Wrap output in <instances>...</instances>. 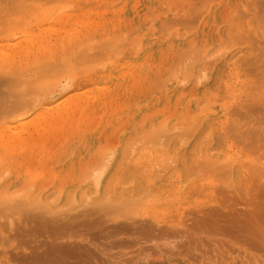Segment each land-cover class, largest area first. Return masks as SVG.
<instances>
[{"label":"rangeland","instance_id":"obj_1","mask_svg":"<svg viewBox=\"0 0 264 264\" xmlns=\"http://www.w3.org/2000/svg\"><path fill=\"white\" fill-rule=\"evenodd\" d=\"M17 1L20 2V0H17ZM27 1H29L28 3L32 2L31 4H35L36 2L35 6H39L40 4L39 7H41V5H43L44 3L46 5L43 8L41 7L42 9L39 10L42 12V15L40 16L39 14H41V12H39L37 15V18L39 16L40 17L36 20L34 19V23H32V24H36L39 26H44L48 24L49 20H46L45 17H48V15L50 14L52 10L55 9V13L58 14L72 7L70 6L71 4L70 5L68 4L67 7L70 6L68 8H63V9L58 8V4H59V7L62 5L65 7V4L63 3L67 4V0H60L62 1V4L60 1L58 2V0H37V1L36 0H33V1L23 0L21 1L22 3L21 2L20 3L22 5H23V2L26 3V5H28L26 7L29 8V6H32V5L27 4ZM73 1H74V4H76V8L86 7L88 9L90 8V6H92L91 8L92 11L87 10L83 14V19H79L78 20L79 24L77 23L75 25L76 27L72 29V31L74 30L81 31L80 37L82 40L80 38H77L79 41L76 39L78 43L75 42L77 43V45L79 44L78 45L79 47L80 46L84 47L85 44L90 45L91 43H93V46H95L96 42H99L102 39L105 41V39H107L110 36V33L118 32L119 36L122 37V35H120L121 34L120 31L124 32L125 28H127L126 30H128L126 31V34L124 33L125 37L129 35L130 33L131 35H134L138 31L141 32L143 29H150L151 27L154 28V25L156 26L158 31L161 28H162V31L164 30L162 35H168V32L165 33V31L168 29L166 25L168 24L167 21H169V19L171 20V18H174L175 22H177L175 23L173 19L174 25H172V27L175 30L179 31V34L181 35L180 38L182 40H180L181 42L180 41L176 42L177 40L174 39V43H172V45L170 46L165 44L166 40L164 39L160 40L161 39L160 38L159 40L155 41V42H158V41L160 42L159 44H157V46L154 45V47L156 48V51L153 53V55L150 54V56L146 57L145 62H144L145 64L143 67V69L145 67L146 69H144L143 71H139L138 68H135V67L131 68L130 76H133L134 79H132V81L131 80L127 81V83H125L126 85L124 86H119L116 92L113 91L114 95H112L111 100L105 99V100H99L97 102L96 98L98 97L95 96V93L91 91V89H93L95 86L94 84L95 83L98 84L99 81H89L85 83L84 86L82 87L83 94H79V96L81 95L83 96L84 93H85L84 97L85 96L88 97L89 95L88 98H90L89 100L90 105L88 106L87 109H84L82 107V104L80 102H77L79 98L77 99V97L75 98L73 96L75 92L71 91L73 88L71 84L74 82V75L73 76L69 75V78L71 79V81L69 80L70 86L64 90L63 95L60 96L59 99L52 102L51 105L47 106V108L51 109L52 107L60 104L65 108L67 107L68 111L66 112L65 116H62V119H60L61 121L57 125L50 124V125H47V127H43L44 129L47 128L46 130L47 133L45 135L48 137V140H47L48 142H46L44 149L40 147L39 150L37 149L36 152L34 151L35 152L33 153L34 156L31 154L30 156L31 161H34L35 164L33 165V162L31 163V161L29 160H28L29 162L26 163L27 168L24 166L25 164H21V165L17 164V169H16L17 176H16L15 181H11V183H6L5 180H2L0 182V186L3 184L2 186L4 188L2 187V189H0V192L5 191V190L10 191L13 193V194L11 193L12 194L11 196H13L14 194H16V191H15L16 185L20 183L21 185H25L26 188L28 189L26 191V189L24 188V191L22 192L21 196L23 194L30 195L31 193L35 192V193H38L36 195H38L39 197H48L55 192L57 193V191L59 190H60L59 191L60 194H65V195L68 191H69L68 193H71L73 190H75L74 191L75 194L76 192L81 193L80 191H82L84 187L82 186L83 185L82 182H80L81 179L83 180L81 175L84 176V173H86V171L93 164L95 165L96 162L100 160L101 158L100 156H102V154L108 152V150L114 149L113 151L116 152L120 148H129L130 145L131 146L134 145V148H137L138 144L136 143H139V142H135V141L137 140L141 141V139L139 138L140 135L142 137H144L143 135H147V131H150L151 130L150 128L154 127L152 126V124L154 123H156L158 125L157 127L161 130L160 133H163V132H168L167 129L170 127V124L175 125L176 123L177 124L183 123L185 119L188 120L187 117L189 118L193 114V110H192L193 103L192 102L191 104L188 102L185 103L184 99L181 98V96L178 93H177L178 95L177 94L175 95V93L172 92L171 86L172 84L177 82L176 72H178L180 68L182 69V67H185L186 65H188V63H190L189 56L194 55L193 54L194 52L192 53L193 51L192 49H189L190 51L189 50L187 51V49L185 50V48H188L189 45H193L191 47H194V46H198V43H199L200 45H202V47L205 46L204 53L206 55H210V53H212L214 50H218L217 53L221 50L222 51L224 50L223 53L221 51L222 55L218 54V57H219L218 59L221 58L220 60L223 61L222 65L223 64L238 65L239 67L237 68V71H241L239 73L240 76L247 78L248 81L246 82L247 83L249 82L251 85L253 82H255V78H258L260 80L264 79V71H262L264 70V66L261 65L264 63L260 62L261 60H264V54L262 53H261L262 55L260 54V52H264V49L258 51L257 50L258 48H257L254 52H252L254 57L253 59L252 58L251 59L252 61L255 59V62L257 66L259 67L255 68L252 62L249 64V66H248L249 62H247V64L246 63L244 64L245 61L243 62V60L246 58V57L245 58L243 57L244 55L249 56V57L251 56L247 54V51L249 53V49L251 51L252 49L250 47L252 46H254L253 47L254 49L255 48L254 42H256L254 41L252 42V44L247 43L249 42L248 41L249 37L247 36L250 35L247 32L248 29L252 28L251 29L253 30L252 36L258 39L257 40L258 45L257 44L256 45L258 47H261L262 45H264L262 44L261 41H260L261 44H259V40L264 39V31L260 30L261 28L264 29V25H262L264 24V2H261L264 0H254V1L253 0H235L236 3L234 5L235 7L233 9L232 14L230 13V11H228L229 9L227 8V6H226L227 9H224L225 6L219 9L221 11L218 10L217 12L218 15L217 14L214 15L213 21H211L212 23H210L207 29L204 27H203L204 29L199 28L201 21H203V17L201 16L202 11L199 12L200 8L201 9L203 8L201 7V5L202 6L204 5L202 4L203 2H201L202 0L201 1L193 0L194 2L190 0L192 1V3H194L192 4L190 2L191 9L192 7L195 9V5H197V3L200 4L199 5L200 8L197 7L199 10L196 8L197 11L199 12V13L197 12L198 14L197 18H196V11L195 12L192 11L193 13L186 12L187 14H172V15L167 14L161 19L155 18V17L151 19L152 16L150 18V15H151L150 12H152L153 6L147 2H142L135 6L137 10L133 8L134 12L126 13L125 17H123L120 20H114L119 15V14H115L116 13L115 9L120 4V0H84V1L83 0H73ZM3 3L5 4V2H2L1 6L4 5ZM165 4L167 7L169 6L167 5L165 0H163L160 4H158L159 10L160 9H162L163 11L167 10L168 8L165 6ZM8 8H7L8 14H11L9 13L10 9L8 10ZM37 8L38 7H36V9ZM95 8L98 9L97 13H95L96 11ZM235 8H237V10L239 9L241 12H239V10L238 11L236 10L235 12ZM242 9L244 11H242ZM3 10L5 9H2V11ZM48 11L50 12L48 13ZM4 12H6V10L3 11V13ZM244 12H248L249 16H247V13L245 14ZM0 13H1V10H0ZM241 13H244V14H241ZM56 14L53 13L52 15H56ZM239 15L242 18H244L242 20L244 24H242L241 22L240 24H242V26L239 25L243 27V29H240V32L244 33L245 31L244 33L245 35L248 33V35L246 36L247 39L244 38L245 36L241 38L242 36L240 35L241 36L240 38L242 39L240 40L243 42V40L245 39V42L237 44L235 41L234 43L233 40L231 39L232 40L231 43H233L231 44L230 42H228L227 39L229 38L230 34L234 33L233 32L234 29L233 30H230V29L234 28V26L235 28H238L239 20L237 18H236L237 20H235V16H238L240 19ZM187 16L189 18H187ZM42 17H44L43 20H42ZM232 17L234 18L235 22H237L233 27L230 26V23L231 24L233 23L232 22L233 19L231 20ZM83 20H85L86 22H84ZM116 23L117 24L119 23L118 24L119 29L118 27H116L117 26ZM170 23L172 24V20L170 21ZM171 24H169V26ZM163 25L165 26L163 27ZM90 26L93 28H91ZM64 27H67L69 29L71 28V26L66 25V24ZM69 29H66L65 31H63L62 34L64 36L66 35L67 37L71 35L72 31H70L71 29L70 30ZM199 29L201 31L197 32ZM169 30H172V29L169 28ZM237 31L235 33H237ZM200 33H201V36H200ZM51 34H52L51 38L49 39H51V42H52L54 40V34L53 33ZM156 35L157 34L155 33L153 36H151V39L156 40ZM197 36L199 37L195 38ZM97 37L99 39L101 37L102 38L101 40H98ZM204 37H208V39ZM121 39L124 40L123 37ZM193 39H195V42ZM103 40L102 42H104ZM132 40L133 39H130L131 42ZM236 41H237V37H236ZM182 42H183V45L181 44ZM218 42H222L219 44L222 45L221 47H224L221 50H219L220 48L218 49V46H219ZM226 42L228 44L230 43L229 45L231 46L230 47H228L229 45L225 46L227 44ZM43 43L46 44L48 42H43ZM60 43L61 42H59L58 44ZM71 43L66 41V43L60 44L59 45L60 47L58 46L59 48L58 50L60 52L57 51L59 53L58 54L56 53V57L52 56L51 58L57 62L59 59L58 58L59 56L61 59V61L59 59L60 63L62 62V60L66 62L65 59H68V57L70 58V54L72 56L73 53H77L76 51L77 49H74V47H72L71 45H68ZM168 43H170V41ZM49 44H50V41H49ZM123 46L124 45H122V47ZM64 47L69 48V49H67L65 52H62V49H64ZM126 47L127 48L125 50H129L132 48V45H129V46L127 45ZM183 49L185 50L184 52H183ZM95 51L99 52L100 50L97 51L96 49ZM130 51H132V49ZM186 51L189 53L191 52L192 54L190 55L189 53H187L189 55L187 56ZM67 52L69 56L66 54ZM238 52L241 54V56H238L240 55ZM184 53H185V56H187V57H184L185 61L181 60V58L183 59V57L181 56ZM252 53L250 52L249 54H252ZM255 53L259 54V56L256 57L257 54L255 55ZM113 55L116 56V54L114 53L111 56ZM235 55H237L238 57H241V61L238 58L240 62L235 59L237 58V57H234ZM65 56L67 58H65ZM255 57L260 58L261 60L257 59L256 61ZM51 58H49L50 61H51ZM62 58H65V59H62ZM213 58L214 56H211L210 59H213ZM232 58H234L233 61H231ZM27 60L28 59L20 60V61L17 60V64L15 63L16 65L13 67L14 71H15V68L17 69L19 68V71H20V68L24 69V66L25 67L28 66L29 62H27ZM29 60L31 61L32 59H29ZM53 60L50 63L54 62ZM32 61L35 64L34 60ZM96 61L97 62L95 63H92V64L90 63L91 65L88 67V69L85 68L87 69L85 71L92 72V73L96 71L97 72L96 74L102 72L103 68L101 67L103 63L106 62V59L101 58ZM100 61L102 62L100 63ZM65 62H62L64 64L61 63L62 66L60 65V63L58 64L59 66L58 65L55 66L56 64L54 65L56 67L54 68L55 70L58 67L57 72L55 71L56 73H58V71L60 72L61 70L65 72L67 71L69 67L67 65H66L67 67L64 66ZM259 62H260V65H259ZM182 64L184 66L180 67ZM177 66H179L180 68L178 69ZM243 66L245 69L243 68ZM247 66L251 68V71L250 70L248 71L246 69ZM36 67L33 65L31 66L32 68L31 70L30 69H27V70L32 71ZM241 69H244L245 73ZM242 72L244 73L245 76L247 75L248 77L243 76V74H241ZM26 73H23V74L20 73V74L23 76ZM103 75L104 73L102 74V76ZM142 76L144 77V80H142L143 79ZM119 79L122 80V78H119ZM251 79H253L252 80L253 82H251ZM258 79H256V81H258ZM63 81H64V78L60 80L61 83ZM112 81H114L113 78L112 79L110 78L107 80L106 83L109 84ZM248 85L246 86L245 84V89L247 90H245L244 87L240 89L238 93L239 96L231 104L233 109L241 106L238 108V110L241 109L238 112H244V109L242 107L245 106L246 103H247V106L252 103L250 100H248L249 99L248 95L251 92V89L249 88ZM244 91H245V94L243 95ZM246 91H248L249 93H247ZM259 92L260 93L262 92L261 88H259ZM260 93L258 94L255 93V94L259 95ZM259 96H261V94ZM259 96L258 97L256 96L257 100L259 99ZM194 97L196 96H193V98ZM232 108L229 109V112L233 111ZM136 110H138L139 114L144 112V114L145 115L147 114L146 116H148V120H146V122L143 124L141 123L142 126L141 124H139L140 122L137 123L138 124L137 126L130 125V122L133 120L131 115ZM235 110H237V108ZM235 110L233 111L234 113L236 112ZM254 110H256V111H253L254 113L252 112L251 114H249L252 116L255 114L256 116L255 117L253 116L254 118L246 115L248 118L243 117L244 118L243 120V118L242 117L240 118L239 116L238 120L240 123L244 124L243 128L247 126L251 128L254 126L253 129H256L255 127H258L257 128L258 130H261V129L264 130V104H259ZM33 111H32L33 113L31 112L29 114L30 117L36 115L39 111V108H36ZM40 113L41 112H39L38 114ZM148 113L150 114L148 115ZM231 115L233 117L235 116L234 118H237L236 117L237 115L233 113ZM247 120L249 121L247 122ZM146 127L149 128V130L147 129L145 131ZM177 129H172V132L173 130L176 131L174 132L176 133V136H177V133H179V129L181 128H177ZM222 131H223L222 129L216 130V132H220V133ZM142 132H144V134L139 135V133H142ZM35 133H34V138H37L39 133H36V134ZM262 134H264V132H262ZM261 136L262 137L255 138L256 146L248 142H244L245 144L244 146V145H241V143L243 144V142H241L240 144L239 143L237 144L236 142H233L232 139H228V143L233 142L232 144H235L236 148H239V150L243 153V155L247 156L245 159H246V163H248L247 165L248 167H246L245 173H242L241 175L243 176L241 177L240 175L238 177L239 179H236L234 184L230 183L229 179L226 181L225 179H219L217 176L213 174L214 172H212V170H209L210 171L209 172L202 168L201 163L203 162L202 164L206 165L208 161L201 159V156H200L202 155L201 152L197 156L196 154H198V152H195L196 151L195 149L202 150L203 147L204 148L206 147L205 144L203 146L199 145L198 141L196 140L197 144H193V146L190 145L188 148L175 149L176 154H178L180 157H187V156L189 157L187 150L190 151L189 154L191 156L195 152L196 157H194L193 155L192 156L194 157L193 160H191L192 159L191 157L190 160L192 161V163L189 164V167L188 165L185 166L184 164L182 165L180 164V166L178 165L179 167L177 166L179 169L178 168H175V170L172 169L173 171L171 172L170 176L166 178L160 184V189L157 191V194H154V195L152 194L151 197H149L150 199L149 202L143 204V206L140 205L138 207L139 210L142 208V211L138 210L136 212L131 213L132 214V215L130 214L131 217L129 213H125L124 211L123 212L125 214H123L122 212L123 215L120 214L121 211L119 212V214L105 213L104 215L102 214L104 212L102 213L97 212L98 210L96 209L90 211L92 213L89 215L88 214L89 211L87 212V214H85V212H83V210L80 209V207H78V210H79L78 213L80 215L77 213H74L78 211L76 208L70 210L68 213L73 212L74 214L71 213L72 215L71 216L72 218H70L71 220L67 218L69 221H71L70 225H68L69 226L68 229L66 228L67 231L65 230L64 233L60 232L56 235L54 232L53 234L50 231H48L49 233L45 232V230L44 231L41 230L42 228L41 229L39 228L41 232H39V230L37 229L36 230L32 229L28 231V228L30 225L28 226L26 223L30 221L28 218L32 217V214L30 212H33V214L36 212L33 209L30 210V212H28L29 215H31V217H28L29 215L28 216L22 215L24 213L23 211L26 212V210L24 209H22L23 211L21 210L23 213H21L20 210L18 211L16 209V214H12V213H15L14 209L12 212V209L9 210L6 207L2 208L4 212L1 209L0 217L4 215L12 214L11 219H13L12 221H14L15 224L14 223L12 225L10 224L12 226L11 227L12 229H10L9 225H7L8 222H5V219L0 220V224H1L0 225V264H11V262L12 264L14 263L16 264L17 262H19V264H25L26 260H29L28 258L31 257L32 255L34 256L42 255L44 254L43 251L44 252L46 251L45 253L48 252L50 255L51 254L56 255V252H59L62 249L61 246H63V250H64L65 248L71 249L72 248L70 247L71 245H73V248L74 247L79 248V246H81L79 249H81L82 252H83V249L84 251H86V253L88 252L89 254L87 253L88 255L86 257H85L86 254L84 255V257H80L79 255L78 256L80 258H88L90 260V262L88 261L90 264H93V263L94 264H264V243L261 242L262 239H264V232H262V235L259 234L261 235L262 239L258 238L260 239V241H258L255 233H252V229H249L248 228L249 226L247 225L248 227H246L245 225L249 221L251 223L252 220L255 222L256 221L260 222V220H262L261 222L262 224H264V219H262L264 218V164H260V163H264V158H261V157H264V135H261ZM178 137H179V134H178ZM178 137H175V135L173 134V138H175L174 142H177L179 140ZM193 138L194 137H191L190 140L188 141H191ZM218 139H215V141H218ZM257 139L260 140L259 143ZM246 144L247 145L249 144L250 146L249 145L247 146ZM146 146H147L146 144L141 145V147L138 146L139 149H137V153L145 152L144 148ZM191 148H193V152L191 151ZM224 148L225 147H223L222 149ZM215 153H220V150L216 151ZM12 154L13 155L11 156L12 157L11 162H15L16 160L24 158L26 156L25 153L21 150L19 151L15 150ZM195 158H198V159L195 160ZM5 162L6 161H4V156L0 154V168L4 165ZM29 165H33V166H29ZM152 167L153 165H151V168ZM260 167L262 168L258 170V168ZM188 169L190 170L194 169V173H197V174L193 173L191 178L185 177L187 174L186 170L188 171ZM254 169L256 170L255 171L256 173L254 172ZM35 175L36 177H34ZM33 179L35 180L34 181L35 184H32ZM76 179L78 180L80 179L78 183H77L78 180ZM254 179L255 181H253ZM238 181H241V183L239 184ZM26 184H29L28 185L29 188L27 187ZM30 184H32L33 186L31 185L32 186L31 187ZM191 188L193 189V191L191 190ZM54 201H52V204H51V207H54V208H51V209H55V207H58V206L60 207L61 205L65 203L64 197L56 198ZM54 205H58V206H54ZM40 210L41 208L40 209L38 208L37 211H40ZM73 210H76V211H73ZM81 211L84 213V215L83 214L81 215L80 213ZM248 211L250 212L248 213ZM56 214H58V217L65 216L64 214H63L64 216L59 215L61 214V212L56 213ZM25 216L27 217L26 223H25ZM128 216L132 218L133 220L135 218L134 223H136V221L137 222L140 221V219L141 221L146 219L145 220L146 225H145V222L143 221L142 222L140 221L138 223L139 225L142 223V226L144 228L145 226L151 224V229H149V231L150 230L151 231L144 233L145 230H143L144 232L141 231L142 226L138 227L137 223L135 224L136 227H133L131 229L123 230L120 232L114 231V226L123 224L120 222L121 220L122 222H125V223H127L126 221H128V223H130V221H133L132 219H129ZM127 217L129 220H127ZM248 218H251V220H249ZM59 219H62V218H59ZM245 220L247 222H245ZM78 222H80L81 224ZM148 222L150 224H148ZM242 222L244 225L242 224ZM259 222L258 223L256 222V223L260 225L261 223ZM24 223L27 226H22L24 225ZM75 223H77L78 225L75 226ZM18 224H21V225L19 226ZM257 224H255V226L252 227L253 230L255 229ZM240 225H241V228H240ZM24 227L26 228L24 229ZM147 227H150V226H147ZM260 227L264 228V226L262 225H260ZM15 228L16 229L18 228V229L16 230ZM257 228H259V226ZM262 230H259V231H262ZM24 231L26 232L24 233ZM244 232L247 234H245ZM254 232L256 231L254 230ZM49 241L50 242L53 241V242L50 243ZM259 242L260 244H262V246L259 244ZM73 243H76L77 247ZM69 244L70 246L67 247V245ZM53 246L56 247V249ZM48 249H50L51 252H49ZM63 250H61L62 253H63ZM65 250L63 254L59 252L58 255H63L65 258L68 257V260H71V262L75 261L76 259L75 255L74 256L71 255L74 253L67 254ZM81 251H78V252L81 253Z\"/></svg>","mask_w":264,"mask_h":264},{"label":"bare ground","instance_id":"obj_2","mask_svg":"<svg viewBox=\"0 0 264 264\" xmlns=\"http://www.w3.org/2000/svg\"><path fill=\"white\" fill-rule=\"evenodd\" d=\"M9 1H10V3H9ZM21 1H23V0H20V2ZM59 1L60 0H58V2ZM162 1L163 0H120V4L115 9L116 10L115 14H119V15L114 20H120L123 17H125L126 13L134 12L133 10L136 9L135 6L142 3V2H147L153 6V10H152V12H150V14H151L150 18L152 16L151 19H153L154 17L161 19L162 17H164L167 14H170V15H172V14H187L186 12H192V11L193 12L196 11V18L198 16L197 9L200 8V6H199L200 4L197 3V5H195V9L193 7L191 9L190 8L191 7L190 2L192 3L193 0L192 1H190V0H165L167 5H169L167 7L165 4V6L168 8L165 11H163L162 9L159 10V7H158V4H160ZM2 2H5V4L4 3L3 4L6 7L4 5L1 6ZM20 2H18L17 0H14V1L13 0H0V8H1L0 9L1 10V13H0V154L4 156V161H6L4 163V165L0 168V182L2 180H5L6 183H11V181H15L16 176H17L16 175L17 164H20V165L25 164L24 166L27 168L26 163L31 161V157H30L31 154L33 155V153H35L37 149L39 150L40 147L43 149L45 148L46 142H48L47 141L48 137L45 135L47 133L46 132L47 128L44 129L43 127H47V125H50V124L57 125L61 121L60 119H62V116H65L66 112L68 111L67 107L65 108L60 104H58L52 108L50 107L51 109L47 108V106L51 105L52 102L59 99V97L63 95L64 90L70 86L71 79L69 78V75L70 76L74 75V82L71 84V86H73L71 91L75 92V94L73 96L75 98L77 97V99L79 98V100H77V102H80L82 104V107L84 109H87L88 106L90 105V101H89L90 98H88L89 95H88V97H86V96L84 97V95H85V93H84L83 96L82 95L79 96V94H83L82 87L84 86L85 83H87L89 81H99L98 84H96V83L94 84L95 86L93 89L90 88L91 91H93L95 93V96L98 97V98H96L97 99L96 101L98 102L99 100H105V99L111 100L112 95H114L113 91L116 92V90L119 86H124V85H126L125 83H127V81H129V80L132 81V79H134L133 76H130V69L131 68H134V67L138 68L139 71H143L144 69H146V67L143 69L146 57L150 56V54L153 55V53L156 51V48L154 47V45L157 46V44H159V42H160V41H158V42H155V41H157L161 38L160 40H162V39L166 40L165 44L170 46V45H172V43H174V39L177 40L176 42H179L180 40H182L180 38L181 35L179 34V31L175 30L172 27V25H174L173 23L175 22V19L171 18L172 24L170 23L171 20L169 19V21H167L168 26L166 25V27H168V29L165 31V33L168 32V35H162L164 30L162 31V28H161L158 31L156 26L154 25V28L151 27L150 29H143V30L140 28L142 30L141 32L138 31L134 35H131V33H130L129 35H127L125 37L124 33L126 34V31H128V30H126L127 28H125L124 32L120 31V33H121L120 35H122L124 40L121 39L122 37L119 36L118 32H115V33H110V36L107 39H105V41L102 39L104 42H102V40H101L102 37L100 39L97 37L98 40H101V41H99V42L94 41V42H96L95 46H93V43L90 42L91 43L90 45L85 44L84 47L80 46L81 47L80 48L78 46L79 44L77 45V43L79 41L77 38L81 39V37H80L81 31H76V30L72 31V29L76 27L75 25L78 23L79 19H83V14L87 10L92 11V9H91L92 6H90V8H88V9L86 7L85 8H83V7H77L76 8V4H74L73 0H67V4L63 3V4H65V7L63 5L59 7V4H58V8L63 9V8H68V7L72 6V7H70V9H66L65 11H62L58 14L55 13V9L52 10L51 12L48 11V13L50 12V14L48 15V17H45L46 20H49L48 24L44 25V26H39V25L32 24V23H34V19L36 20L42 15V12L39 10H41L44 6H46L45 3L43 5H41V7H42L41 8V7H39L40 4H39V6H35L36 2H35V4H31L32 2L28 3L29 1H27V4L32 5V6H29V8H28V7H26L28 5H26V3H24L26 1L23 2V5L21 4L22 2L21 3ZM60 2L62 4V1H60ZM201 2H203L202 4H204L203 6L201 5V7H203V8L202 9L200 8V10L199 9L198 10H199V12L202 11L201 16L203 17V21H201V23L199 25V28H202V29H204V28L207 29L209 27L210 23H212L211 21H213L214 15L217 14L218 10L223 8L224 6H225L224 9L228 8L229 9L228 11H230V13L232 14L233 9L235 7L234 5L236 3L235 0H202ZM261 2H264V1H261ZM68 4L69 5L71 4V5L67 7ZM192 4H194V3H192ZM226 6H227V8H226ZM36 7L40 8V9H38V8L36 9ZM7 8H8V10L10 9L9 13H11V14H8ZM58 8H57V10H58ZM2 9H5L6 12L3 13V11H5V10L2 11ZM95 10H94L95 13H97L98 9L95 8ZM236 10H237V8H235V12H236ZM104 11H105V9H104ZM219 11H221V10H219ZM242 11H244V10L242 9ZM39 12H41V14H39L40 16L37 18V15ZM239 12H241V11L239 10ZM254 12H255V10H254ZM53 13L56 15H52ZM135 13H136V11H135ZM244 13L245 14L247 13V16H249L248 12H244ZM244 13H241V14H244ZM99 15H101V14H99ZM86 17H88V16H86ZM243 17H244V15H243ZM252 17H254V16H252ZM43 18L44 17H42V20H43ZM187 18H189V17L187 16ZM224 18H225V16H224ZM236 18L239 20L238 21L239 22V24H238L239 30H238V28H235V26H234L237 23V22H235V20H237ZM111 19H113V18H111ZM173 19H174V22H173ZM243 19L244 18H242L241 16H240V19L238 16H235V20L233 17L231 18L233 23L232 24L230 23V26H232V27L234 26V28L230 27V28H232L230 30L234 29L235 31L233 30L234 33L231 32L232 33V34H230L231 36L229 35V38L227 39L228 42L231 43L233 40V42L235 41L237 44H240V43H244L245 39H247V37H249V40H248L249 42H247V43L252 44V42L256 41V42H254L255 48L253 49L254 46L250 47L252 50L250 51V49H249V53L254 52L257 48H258L257 49L258 51L264 49V45H262L261 47L257 46L258 45L257 44L258 39L252 36V33H253V30H251L252 28L247 30V32L250 35H248V33L245 35L244 34L245 31H244V33L242 32L243 34L240 32V29H243V27H241L242 24H244V22H242ZM83 21L86 22L85 20H83ZM187 21H188V19H187ZM39 22H41V21H39ZM241 22H242V24H240ZM175 23H177V22H175ZM65 24L71 26V28H70L71 30L67 27H64ZM118 24L116 27H118ZM169 24H171V25L169 26ZM239 25H241V26H239ZM262 25H264V24H262ZM164 26L165 25H163V27ZM112 27H114V26H112ZM91 28H93V27H91ZM169 28L172 30H169ZM66 29H69L70 31H72L71 35H69L68 37L66 35L64 36L62 34L63 31H65ZM77 29H79V28H77ZM118 29H119V27H118ZM249 30H250V32L251 31L252 32L250 33ZM260 30L264 31V29H262V28ZM199 31H201V30L199 29L197 32H199ZM236 31H237V33H235ZM122 32H123V34H122ZM180 32H182V31H180ZM51 33L54 34V40L52 42H51V39H49V38H51V35H52ZM155 33L157 34L156 40H153V39H151V36H153ZM200 36H201V33H200ZM206 36H208V35H206ZM243 36H245L244 37L245 39L242 42L241 38H243ZM198 37L199 36H197L195 38H198ZM236 37H237V41L239 43L236 41ZM4 38H6V39H4ZM191 38H192V36H191ZM204 38L208 39V37H204ZM250 38H251V40H250ZM130 39H133L134 41L132 40V42H131ZM193 40L195 42V39H193ZM229 40H231V41H229ZM262 40H264V39H262ZM262 40H259V44H261V42H262V44H264V41H262ZM49 41H50V44H49ZM66 41H68L69 43H71V42L73 43V44L71 43L68 45H71L72 47H74V49H77L76 50L77 53L72 52L73 55L71 56V54H70V58L68 57V59H65V58H67L66 56H65V58H62V59L66 60V62L62 60V62H65L64 66L67 65L69 68L67 69L66 72L61 70L62 71V72L60 71L61 73L59 71H58V73H56L58 70V67L56 70L54 68H56L55 66H57L60 63L61 59L58 56L60 61L58 59L59 62L58 61L56 62L51 57L52 56L56 57V53L58 54L60 52L58 50L59 49L58 46L60 44L66 43ZM169 41H170V43H168ZM43 42H48V43L45 44ZM59 42H61V43L58 44ZM75 42H77V43H75ZM133 43H134V45H133ZM219 43H222V42H218V45H219L218 49L220 48L219 50H221L224 47H221L222 45H220ZM121 44L124 46L122 47ZM181 44L183 45V42ZM203 44H204V42H203ZM229 44L227 43L225 46H227ZM231 44H233V43H231ZM127 45L128 46L132 45V48H131L132 51H130L131 49L125 50L127 48L126 47ZM100 46H102V47H100ZM118 46H120V47H118ZM191 46H193V45H189L188 48H185V50L187 49V51H188L189 49H192L193 50L192 53L194 52L193 53L194 55L189 56L187 54L189 52L186 51L187 56H189V58H190L189 59L190 63H188V65H186L185 67H182V66H184L182 64L180 66V67H182V69L179 66H177L178 69L180 68V70L179 71L177 70L178 72H176L177 82L175 81L176 83L172 84V86H171L172 92L175 93V95L178 93L181 96V98L184 99L185 103L186 102H188L190 104H191V102L193 103L192 104L193 114H192V116L190 115L191 117H189V118L186 116L188 120L185 119V121L183 123H179V124L176 123L175 125L170 124V127L167 129L168 132L160 133L161 130L157 127L158 125L156 123H154V124H152V126H154V127L150 128L151 129L150 131H147V135H143L144 132L139 133V135L142 134L144 137H142L140 135L139 138L141 139V141H138V140L135 141V142H139L136 144H138V146H140V147H141V145H145V144L148 146V147L146 146L144 148L145 152H143V153H137V149H139V148H138V146H137V148H134V145H132V146L130 145L129 148H120L116 152L113 151L114 149L108 150V152L105 151L106 153H104V154H102V156H100L101 157L100 160H98V162H96L95 165L94 164L92 166L89 165L91 167L86 171V173H84V176L81 175L83 180L79 177L81 179V180L79 179L80 182H82V184H83L82 186H84L82 191H80L81 193L76 192V194H75V192H74L75 190H73L71 193H68L69 192L68 191L69 189H68V190H66V191H68L66 193V195L60 194V192H59L60 190H59V191H57V193L55 192L48 197H39L38 195H36L38 193H35V192L31 193L30 195H27V194L24 195L23 194L24 196L23 195L21 196L22 192L24 191V188L26 189V191L28 189L26 188L25 185H21L20 183H18L15 187L16 188L15 189L16 194H14L13 196H11L13 193L10 191L5 190V191L0 192V211L2 208L6 207L9 210L12 209V212L14 209L15 213H12V214H16V209H17L18 211L20 210L21 213L24 212L22 215L28 216L29 215L28 212H30V210L33 209L34 211H36L38 213L35 212L36 214L34 213L35 214L34 215L33 212H30L32 214V217H31V215L28 216V217H31V218H28L30 220V221L28 220L29 221L28 223H26L27 217L25 216V223L28 226L30 225L29 228L27 227L28 231L32 230V229H34V230L37 229V230H39V232H41V230H43V231L45 230V232L50 231V232H52V234L54 232L56 235L60 232L64 233L66 228L68 229V227H69L68 225H70V223H71V221H69V220H71L70 218H72L71 213H73V212H70V213H68V212L72 209H75V208L78 210V207H80V209H82L83 212H85V214H87V212L89 211V213H88L89 215L92 213L90 211H92L94 209L98 210L97 212H101V213L104 212V213H102L104 215H105V213H107V214H110V213L111 214L112 213L119 214L120 211H121L120 214H122V212L124 211L125 213H129V215H130L131 213L138 211L139 210L138 207L140 205L143 206V204L149 202V200H150L149 197H151L152 194L153 195L157 194V191L160 189V184L166 178H168L170 176L171 172L173 170H175V168H178L180 166V164L181 165L184 164L185 166L188 165V167H189V164L192 163L191 160H193V158L196 157L195 152H198V154H196L197 156L201 152L202 153V155H200L201 159L208 161V163L206 165L202 164L203 162L202 163L200 162L203 169H205L206 171L212 170V172H214L213 174L215 176H217L219 179H225V181L229 179L230 183L234 184L235 180L239 179L238 177L242 173H245V169H246V167H248L247 166L248 163H246V159H245L247 156L243 155V153L239 150V148H236V145L232 144V143L236 142L237 144L238 143L240 144L241 142H243V144L241 143V145L245 146L244 142H248V143L256 146L255 145V138L256 137H262L261 135H264V134H262V132H264V130H262V129L258 130L257 129L258 127H255L256 129H253L254 126L251 128L248 126L243 128L244 124L240 123L238 120L239 116H240V118L241 117L242 118L247 117L246 115L251 116V117H253V116L255 117L256 116L255 114L253 116L249 115V114H251L253 111H256L254 109L259 104H264V85H262V84H264V79L260 80L258 78H255V82H253L252 81L253 79H251V82H253L251 85L249 82L248 83L246 82V81H248L247 78L240 76L239 73L241 71H237V68L239 67L238 65H234V64H228V65L223 64L222 65L223 61L220 60L221 58L218 59L219 58L218 54L222 55L224 50L223 51L221 50L222 53H221V51H219L217 53L218 50H214L212 53H210V55H206L204 53V51H205L204 47L205 46L202 47V45H200L199 43H198V46H194V47H191ZM230 46L231 45H229L228 47H230ZM248 46H249V44H248ZM158 47H159V45H158ZM94 48H95V50L97 49V51H99V50L100 51L96 52L94 50ZM67 49H69V48L64 47V49H62V52H65ZM236 49H238V48H236ZM78 50H79V52H78ZM185 50L183 49V52ZM211 50H210V52H211ZM57 51H59V52H57ZM76 51H74V52H76ZM62 52H61V54H62ZM113 53L116 54V56H114V55L111 56ZM192 53L190 52L189 54L191 55ZM249 53L247 51V54L251 55L250 57L246 56V55L243 56L244 58L246 57L245 58L246 60L245 59L243 60V62L245 61L244 64L245 63L247 64V62H249L248 63V66H249V64L252 62L254 64L253 66H255V68L259 67L256 64L255 59L252 61V59L254 57L253 53L252 54H249ZM261 53L264 54V52H260V54ZM66 54L68 55V52ZM256 54L257 53H255V55ZM229 55H230V53H229ZM62 56H63V54H62ZM187 56H185V53H184L181 56V57H183V59L181 57L180 58H181V60L185 61L184 57H187ZM211 56H214V58L210 59ZM238 56H241V54ZM238 56L235 55L234 57H237V58H235L236 60H238V58H239L241 61V57H238ZM257 56H259V54H257L256 57ZM243 57H242V59H243ZM49 58H51V61L53 60L56 63H54V62L50 63L51 61ZM101 58L106 59V62L103 63L102 67L100 66L101 68H103L102 72L96 74L97 73L96 71L94 73L85 71L88 69V67L92 63L97 62L96 60L101 59ZM26 59H28L27 62H29V63H28V66H26V67L24 66L25 70L20 68V71H19V68L18 69L15 68V71H14L13 67L17 64V60L20 61V60H26ZM29 59L34 60L35 64L33 63L32 60L30 61ZM233 59L234 58H232L231 61H233ZM257 59L261 60L260 58H256V61H257ZM262 61H264V60H261L260 62L264 63ZM101 62L102 61H100V63ZM260 62H259V65H260ZM61 63H60V65L62 66V64H64V63H62V64ZM12 64H14V65H12ZM29 64L30 65L32 64L31 66L34 65L35 67L36 66H38V67H36L32 71H29L27 69H30V70L32 69ZM41 64H43V65H41ZM261 65L264 66V64H261ZM248 66L246 67V69L248 71L249 70L251 71V68ZM85 68H87V69H85ZM243 68H244V66H243ZM16 69H17V71H16ZM244 69H241V70L244 71ZM252 71H253V69H252ZM262 71H264V70H262ZM26 72H28V73H26ZM20 73H22V74L26 73L25 74L26 76L25 75L22 76ZM103 73H104V75L102 76ZM131 73H133V72H131ZM244 73H245V71H244ZM244 73L242 72L241 74H243V76H245ZM16 74H17V76H16ZM171 74H172V72H171ZM245 77H248V76L246 75ZM29 78H30V80H29ZM63 78H64V81L61 83L60 80ZM110 78L111 79L113 78L114 81L107 84L106 82ZM119 78H122L123 82ZM142 78H143L142 80H144L143 76H142ZM256 79H258V81H256ZM26 81H27V83H26ZM26 84H28V85H26ZM245 84H246V86L249 84L248 86L251 89L252 93L249 90L248 91L250 93L248 91H246V92L249 93V95H248L249 99L248 100H250L252 103L247 106V103L245 101L246 105L244 104L245 106L242 107L244 109V112H238L241 110V109L238 110V108L241 106L236 107L237 110H235L236 108L234 107L235 109H233L231 104L239 96L238 93H239L240 89L242 87H244V89H245ZM156 86H158V85H156ZM12 87H13V89H12ZM14 87H16V88H14ZM157 88H159V87H157ZM259 88H261V90H262L261 93L259 92ZM17 90H19V91H17ZM245 90H247V89H245ZM255 93H257V94L260 93L262 97L259 96L260 94L257 95ZM244 94H245V91H244L243 95ZM193 96H196V97L193 98ZM256 96L257 97L259 96L260 100L259 99L257 100ZM85 98H87V99H85ZM192 98H193V100H192ZM243 101H244V99H243ZM105 102H107V101H105ZM256 104H257V106H256ZM260 107H261V105H260ZM36 108H39L38 113L39 112H41V113L40 114L37 113L36 115L30 117L29 114ZM182 108H184V107H182ZM230 108H232L233 111L235 110L236 112L234 113L232 110H231L232 112H229ZM151 113H153V112H151ZM232 113L237 115L236 116L237 118H234L235 116L233 117L231 115ZM149 114L150 113H148V115ZM146 115L144 114V112L139 114L138 110L134 111L131 115L133 120L130 122V125L131 126H137L138 125L137 123H139V122H140L139 124L145 123L146 120H148V116H146ZM26 116H28V117H26ZM258 117H259V115H258ZM243 120H244V118H243ZM249 120H247V122ZM142 124H141V126H142ZM177 128H181V129H179V133H177V136H176V133H174L176 131L173 130V132H172V129H177ZM147 129L149 130V128L146 127L145 131ZM220 129L223 130L221 133L216 132V130H220ZM143 131H144V129H143ZM35 132L39 133L37 138H34ZM173 134L175 135V137H178V134H179V137H178L179 140L177 142H174L175 138H173ZM141 137L144 139H142ZM191 137H194V138L191 141H188V140H190ZM215 139H218V141H215ZM228 139H232L233 142L228 143ZM196 140L198 141L199 145L203 146L205 144L206 147L205 148L203 147L202 150L201 149H199V150L195 149L196 151L193 154L194 157H192L193 155L191 156L189 154L190 151H188V150H187V153H188L189 157L188 156L187 157H180L178 154H176L175 149L188 148L190 145L193 146V144H197ZM260 140H261V138H260ZM260 140H258V143L260 142ZM212 145H214V146H212ZM223 147H225V148L222 149ZM193 148H191L192 152H193ZM15 150L23 151L26 156L24 158L16 160L15 162H11V158H12L11 156L13 155L12 153ZM218 150H220V153H215ZM191 157H192V159H191ZM261 158H264V157H261ZM197 159L198 158H195V160H197ZM32 160H34V159H32ZM32 162L34 165L35 164L34 161H31V163ZM256 162H258V161H256ZM260 164H264V163H260ZM33 165H29V166H33ZM151 165H153L152 168H151ZM190 168H191V166H190ZM261 168L262 167L258 168V170H260ZM255 171L256 170L254 169V172ZM82 172H84V171H82ZM186 173L187 174L185 177L191 178L193 173H194V169L193 170L188 169V171L186 170ZM194 174H197V173H194ZM242 176L243 175H241V177ZM34 177H36V175ZM76 180H78V179H76ZM79 180L77 181V183L79 182ZM34 181L35 180L33 179L32 184H35ZM242 181H244V180H242ZM253 181H255V179ZM238 183L240 184L241 181H238ZM243 183H245V182H243ZM32 184H30V186ZM221 184H223V183H221ZM236 184H237V182H236ZM2 185L0 186V189H2V187H3ZM26 185L29 188V186H28L29 184H26ZM76 188H74V189H76ZM11 189H13V188H11ZM191 190L193 191L192 188H191ZM11 191H13V190H11ZM59 197H64L65 203L63 202L64 204L61 205L60 207L58 205H54V206H58V207H55V209H51V208H54V207H51L52 201H54L56 198H59ZM30 204H32V205H30ZM61 204H62V202H61ZM66 206H67V208H66ZM38 208L39 209L41 208V210L37 211ZM22 209L26 210V212L23 211ZM134 209H135V211H134ZM2 211H3V209H2ZM73 211H76V210H73ZM139 211H142V208ZM59 212H61V214H59V215H63V214L65 215V216L63 215L65 217V219L62 216L58 217V214H56V213H59ZM78 212H79V210L77 212H74V213L79 214ZM83 212L82 211L80 212L81 215L82 214L84 215ZM124 212H123V214H125ZM249 212L250 211H248V213ZM11 215H4V216L0 217L1 218L0 220L5 219V222H8L7 225H9L10 229H12L11 225L14 223V221H12L13 219H11ZM22 215H21V217H22ZM126 215H128V214H126ZM131 215H130V217H131ZM113 216H115V215H113ZM128 217H127V220L132 219L130 217L128 219ZM12 218H13V216H12ZM23 218H24V216H23ZM59 218H62V219H59ZM74 218H76V217H74ZM248 219L251 220V218H248ZM262 219H264V218H262ZM134 220H135V218H134ZM134 220L130 221V223H128V221H126L127 223H125V222H122V220H121L120 222L123 224H119V225L114 226V231L120 232L123 230L131 229L133 227H136L135 226L136 223L138 224V227L142 226V223L140 225L138 223L141 221V219L138 222L136 221V223H134ZM145 220H142V221L145 222ZM258 220H260V219H258ZM261 221L262 220H260V222L259 221H256V222L257 223L259 222V223H261L260 225L264 226V224H262ZM1 222H3V221H1ZM245 222H247V221L245 220ZM252 222H254V223H252ZM256 222L252 220L251 223L249 221V222H247L249 224L246 223L245 225H246V227L249 226L248 227L249 229H252V233H255L257 239L258 238L262 239L261 235H262V232H264V230H262V229H264V228L260 227V225L257 224ZM25 223L22 226H27ZM78 223H80V222H78ZM148 224H150V223L148 222ZM242 224H243V222H242ZM252 224H254V225H252ZM255 224H257L255 229H254L256 232H254V230L252 228L253 226H255ZM18 225L20 226L21 224H18ZM76 225H78V224L75 223V226ZM145 225H146V222H145ZM147 226H150V227H147ZM147 226H145V228L142 226L141 231L145 230V232L144 231L143 232L147 233L149 231V229H151V224L147 225ZM258 226L260 229L257 228ZM25 228L26 227H24V229ZM39 228L40 229L42 228V229L40 230ZM240 228H241V225H240ZM46 229H48V230H46ZM259 230H262V231H259ZM22 232H20V233H22ZM25 232L26 231H24V233ZM245 234H247V233H245ZM259 234H261V235H259ZM65 240H67V239H65ZM258 241H260V239H258ZM52 242H50V243H52ZM261 242L264 243V239H262ZM66 244H67V242H66ZM73 244H75V246L77 245L76 243H73ZM259 244H260V242H259ZM260 245L262 246V244H260ZM51 246H52V244H51ZM69 246H70V244L67 245V247H69ZM61 247H62V249L61 248L60 249L63 250V246H61ZM70 247H72V248L71 249L65 248L66 250L65 249L64 250L67 252V254L74 253V254H71L72 256L75 255V257H76L75 261H73V262H71V260H68V257H66L67 258L66 259L63 255H58V253L61 252V250L60 251L58 250L59 252H56V255H52V254L50 255L48 252H47L48 253L47 254V253H45L46 251L45 252L43 251L44 254H42V255H35V256L32 255L31 257L28 258V256L30 255L29 254L27 256V258L29 260L25 259L26 260L25 264H90L89 263L90 260L88 258H80V257H84L85 254H86L85 257L89 254L88 252H87L88 253L87 254L86 251H84V249L82 252L81 249H79L81 246H79V248H75V247L73 248V245H71ZM54 248L56 249V247H54ZM48 250H49V252H51L50 249H48ZM64 250H63V253H64ZM73 250H75V251H73ZM78 251H81V253H79ZM82 254H83V256H82ZM20 256H22V255H20ZM72 259H74V258H72ZM17 263L19 264V262H17ZM11 264H12V262H11Z\"/></svg>","mask_w":264,"mask_h":264}]
</instances>
